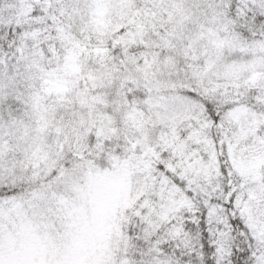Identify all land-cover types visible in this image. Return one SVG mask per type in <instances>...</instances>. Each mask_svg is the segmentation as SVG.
<instances>
[{
    "label": "snow or ice",
    "instance_id": "6c2138e0",
    "mask_svg": "<svg viewBox=\"0 0 264 264\" xmlns=\"http://www.w3.org/2000/svg\"><path fill=\"white\" fill-rule=\"evenodd\" d=\"M0 264H264V0H0Z\"/></svg>",
    "mask_w": 264,
    "mask_h": 264
}]
</instances>
